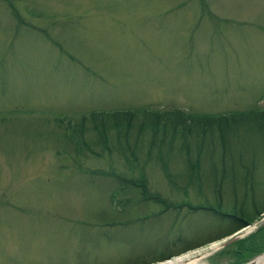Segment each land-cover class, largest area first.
I'll use <instances>...</instances> for the list:
<instances>
[{"label": "rangeland", "instance_id": "1", "mask_svg": "<svg viewBox=\"0 0 264 264\" xmlns=\"http://www.w3.org/2000/svg\"><path fill=\"white\" fill-rule=\"evenodd\" d=\"M262 216L264 0H0V264H238Z\"/></svg>", "mask_w": 264, "mask_h": 264}, {"label": "flooded vegetation", "instance_id": "2", "mask_svg": "<svg viewBox=\"0 0 264 264\" xmlns=\"http://www.w3.org/2000/svg\"><path fill=\"white\" fill-rule=\"evenodd\" d=\"M160 206H161V211L162 212L163 211L165 212V211L169 210L168 209L169 207L173 208V210H175L174 215L177 214L180 210H182L183 207H187V208L191 209V203H188V204L187 203H161ZM100 223H104V224L115 223V221H104L103 220L101 222H98L96 225H100ZM176 238H178V237H176ZM229 239L226 240L225 242H223L222 244L217 245L215 248H213V247L211 248V246H210V240H212V239H209V240L204 241V242H195V243H192V244H191V239H190V242L188 244H182L181 246L173 248L172 252L166 254L165 256L166 257H168V256H177L178 254L183 255L182 253H184L185 255L186 254H192L193 256L190 255L192 258H198V260L201 261V260H204L203 258L205 256L210 255L215 250H219V251L222 250L223 246H225L227 243H229L231 241H234L235 239H237V237L236 238L235 237H233V238L231 237ZM218 240L221 241L220 239H218ZM244 244H247V245H244ZM252 244H253L252 238H251V240H249V241L247 240L246 241V237H245L243 240H240L238 242V245L236 247H234L233 250L236 253L239 254V253H241V251H246L248 249L247 247H252ZM256 245L258 246V243ZM259 247L260 246H258L257 248H259ZM181 255H179V256H181ZM246 260H248V257H246ZM246 260H242L238 264H241L242 262H244ZM127 264H134V263H127ZM138 264H146V263L143 262V263H138ZM205 264H213V263L212 262H210V263L206 262Z\"/></svg>", "mask_w": 264, "mask_h": 264}, {"label": "bare ground", "instance_id": "3", "mask_svg": "<svg viewBox=\"0 0 264 264\" xmlns=\"http://www.w3.org/2000/svg\"><path fill=\"white\" fill-rule=\"evenodd\" d=\"M182 256H187V255L183 254L181 256H176V257H173L171 259H167L165 261L154 263V264H178V263L179 264H205L204 261H202V260L200 261V260H198V258H192V257L191 258L189 257V259H187L185 261ZM188 260H190V261H188ZM179 261L180 262L182 261V262L180 263ZM253 262L257 263V264H264V253L257 255L253 259Z\"/></svg>", "mask_w": 264, "mask_h": 264}, {"label": "water", "instance_id": "4", "mask_svg": "<svg viewBox=\"0 0 264 264\" xmlns=\"http://www.w3.org/2000/svg\"><path fill=\"white\" fill-rule=\"evenodd\" d=\"M223 242H225V241H223ZM223 242H221V243H219V244H222ZM218 244V245H219ZM262 253H264V251H262V252H260V253H258V254H256L255 256H257V255H259V254H262ZM255 256H253L252 258H250V259H248L247 261H245V262H242L241 264H257V263H254L253 262V259H254V257ZM180 262V261H179ZM182 262V261H181ZM180 262V263H181ZM184 262V261H183ZM177 263V262H176ZM179 264V263H178Z\"/></svg>", "mask_w": 264, "mask_h": 264}, {"label": "trees", "instance_id": "5", "mask_svg": "<svg viewBox=\"0 0 264 264\" xmlns=\"http://www.w3.org/2000/svg\"><path fill=\"white\" fill-rule=\"evenodd\" d=\"M253 109H254V108H253ZM255 109H256V108H255ZM256 110H257V109H256ZM115 112H119V111H115ZM258 112H262V111H260V110L258 109ZM96 113H98V112H95V113H94V112H91V114H95V115H96ZM146 113H147V112H146ZM148 113H149V112H148ZM188 115H189V114H188ZM244 222H245V221H244ZM241 225H242V224H239V226H241ZM239 226H238V227H239ZM236 228H237V227H236Z\"/></svg>", "mask_w": 264, "mask_h": 264}]
</instances>
